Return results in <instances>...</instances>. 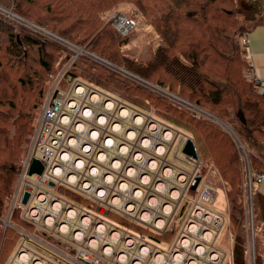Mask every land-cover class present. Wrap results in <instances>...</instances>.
<instances>
[{
    "label": "built area",
    "instance_id": "1",
    "mask_svg": "<svg viewBox=\"0 0 264 264\" xmlns=\"http://www.w3.org/2000/svg\"><path fill=\"white\" fill-rule=\"evenodd\" d=\"M109 20L121 35L133 30L134 20L126 14L115 13ZM241 40L248 57L249 39L243 36ZM248 64L246 77L264 98V79L251 61ZM63 75L64 70L54 77L32 148L22 162L23 187L13 198L22 218L47 228L51 216L53 235H63L84 264H222L225 253L216 246L215 238L225 217L212 209L217 192L206 184L200 169L191 166L195 158L188 157L189 166L185 164V168L168 161V142L176 138L178 131L79 78L62 87ZM138 117H142L141 122ZM152 122L156 124L153 129ZM162 132L166 134L165 143ZM187 138L180 140L182 147ZM34 159L44 165L41 174H29ZM198 176L202 180L193 190L196 193L191 198L190 211L181 219L170 242L156 240L134 228L140 225L158 235L174 229V217ZM249 176L252 194L251 173ZM262 177L261 173L255 174V183ZM61 188L65 189L64 195L59 192ZM25 192L30 194L26 204L22 202ZM67 193L85 202L72 201ZM86 207L101 215L112 213L134 222L133 228L123 229ZM100 226L106 229L100 230ZM114 233L117 237H113ZM165 244L168 250L162 247ZM26 248H20L19 258L32 255L33 262L44 264ZM69 260L76 263L74 258Z\"/></svg>",
    "mask_w": 264,
    "mask_h": 264
},
{
    "label": "trees",
    "instance_id": "2",
    "mask_svg": "<svg viewBox=\"0 0 264 264\" xmlns=\"http://www.w3.org/2000/svg\"><path fill=\"white\" fill-rule=\"evenodd\" d=\"M122 1L124 0H7L6 4L0 1V5L10 14L35 24L42 31H49L48 33L51 34V36L47 33L41 36L28 32L27 24L21 21L19 25L23 29L20 30L19 35L17 33L8 35L10 52L15 59L13 62H22L25 54L29 53L27 51L37 46L39 60L46 73L44 78L49 77L51 88L54 77L64 70L60 86L67 87L72 79L81 78L110 96L151 116L152 114L146 111L149 109L142 107V103L135 99L140 96L139 91L142 93L145 90L150 91L151 88L144 86L139 81L141 79H147L148 83H152L159 89L168 88L172 95L187 102L185 106L182 103L179 104L187 111L191 110L188 104L205 110L208 109L203 104L217 107L219 113L213 110V114L219 116L228 125L231 124L232 130L240 137L243 146L248 149V154L251 153L249 155L251 171L248 172L243 153L239 154L238 150L236 151L235 140L227 132L230 138L226 142L223 139L219 140L222 146L229 148L230 151V158L225 160L223 168L226 167L228 170L234 167L233 170L230 169L232 172L228 174L229 179H226L230 191L229 201L234 200V194L242 200L244 192H248L250 187V173L252 176L254 262L252 263L248 248L250 228L245 214L246 209L241 204L240 207L235 206L238 214H233V220H229L234 230L231 264H264V195L256 190L254 181V172L264 167V98L246 77L245 72L249 64L244 58L243 44H241L242 53H240L239 49L236 46L233 48L234 44L232 45L229 41L232 35L224 29L228 27L227 19L231 18V15L214 8L220 0H132L144 16L151 12L153 17L150 21L162 38V43L154 51L152 59L143 64L128 56H121L119 53L117 46L120 43L126 44L123 37L129 34H119L111 22L98 18L100 12ZM34 6L46 11L45 14H36ZM32 12L35 14L32 15ZM108 24L112 29L107 27ZM232 26L230 24V28ZM115 33L119 35L118 38ZM55 36L71 39V41L82 38L78 40L81 46H77L85 49V53L75 49L72 52L68 51L58 42V39L54 38ZM180 44L181 47H179ZM211 48L215 56L208 53ZM88 52L99 54L106 64L89 58L90 55H86ZM207 62H211V66L218 67V75L213 74L211 77L207 70H203ZM159 71L163 72L165 77L154 82L151 77ZM23 75L20 79L28 89H34L35 83L39 84L42 80L40 72L35 70L33 75L30 72ZM174 85L177 87L174 88ZM0 86H3L2 91L5 93L10 86L14 87V84L10 82V78H4V74L0 73ZM44 91L45 89L38 91L39 99ZM118 91L121 97L116 95ZM185 91L189 92L188 97L187 94L183 95ZM174 103L177 102L174 101ZM2 116L7 119V123L11 121L8 119L12 118V115L2 113ZM28 118L29 116L21 110L15 121L9 123V126L3 125L0 128V153L2 151L3 155L5 154V156L0 155V218L6 216L10 209L7 225L14 222L25 231L27 229L24 226L31 227L33 224L24 220L21 214L19 217L17 212L20 209H12L10 204L13 201L11 192L17 180L16 175L22 166L18 153L14 154V149L24 150L22 146L27 143L32 128ZM158 120L171 124L163 119L158 118ZM192 120L196 121L197 125H201V129L204 128L200 139L203 138L208 142L217 139L219 134L210 132V122H207L206 118H192ZM172 121L177 130L196 141L197 149H199L200 143L195 136V129L189 128L184 122L187 119L182 120L180 117ZM218 169L225 175L221 167ZM59 192L62 195L65 194L62 188ZM190 192L194 193L193 190ZM66 195L77 203L85 202L80 201L81 197L74 194ZM107 216L118 224L126 225V227L133 226L112 213ZM138 230H140L139 233L143 232L139 228ZM7 235L8 229L4 233L3 245L6 243Z\"/></svg>",
    "mask_w": 264,
    "mask_h": 264
},
{
    "label": "rangeland",
    "instance_id": "3",
    "mask_svg": "<svg viewBox=\"0 0 264 264\" xmlns=\"http://www.w3.org/2000/svg\"><path fill=\"white\" fill-rule=\"evenodd\" d=\"M1 2L5 3L7 0H0ZM242 0H220L217 5H215L214 8H218L219 10H222L226 12L228 15H231V18L228 17L227 21L229 24L228 27H225L224 29L227 30V33L232 35L231 39L229 41L233 45V48L235 46L239 49L240 53H242V33L247 29V27L250 25L248 18H247V10L243 6ZM38 1H36L37 3ZM28 5V3H27ZM34 11L36 14L43 15L46 11H42L39 7L34 6ZM38 11V12H37ZM35 12H32L34 15ZM31 13V12H30ZM115 13H123L127 16H130L131 19L134 20V27L133 30L129 33L127 37H123L126 44H119L118 50L121 56H128L132 58L133 60L137 62H141L143 64L148 63L154 54V51L156 48L162 43V38L158 31L155 29V26L151 23L150 18L153 17L151 12H148L147 15H143L141 12V9L136 7L132 0H124L120 2L118 5L111 7L110 9H107L103 12H100L98 15V18L103 19L105 22H110L109 18L115 14ZM24 22L27 24V28H29L28 32H33L38 35L48 34L51 36L49 31H42L41 28L36 27L35 24H31L23 19H20L18 16H14L13 14H10L9 11L6 8H3L0 5V73L4 74V78H10V82H13L14 87L10 86L5 93H3L2 88L3 86H0V128L3 125H8L13 120L15 121V118L17 117V114L22 110L24 114L29 116V120L31 121V131L28 135V141L26 144H24L22 147H24V150H17L14 149V154L18 153L19 162L22 164L23 160L27 157L30 149L33 145V136L35 133V130L37 128V125L39 124V118L42 111V106L44 102L47 99L48 94L51 91V82L48 81L49 77L45 76V70L42 68V63L39 60V54L37 52L38 48L35 46V48H30V51L28 50L26 53L22 62H13L15 59H13V54L10 52V40L8 38V35L10 33L15 34L17 33L19 35L21 26L19 25L20 22ZM230 24L233 26L230 28ZM47 25V24H46ZM108 28H111V26L108 24ZM112 29V28H111ZM245 29V30H244ZM40 32H36V31ZM114 32V31H113ZM116 34V33H115ZM118 34H116V37L118 38ZM121 37V36H120ZM55 39H58V42L62 44L65 48H67L68 51L72 52V50L81 51V46L78 42V40L82 38L75 39L74 41H71V39H66L62 37L55 36ZM79 45V46H77ZM79 48H77V47ZM181 47V44L179 45ZM241 47V49H240ZM12 51V50H11ZM85 49L83 50V53H85ZM233 51V49H232ZM231 51V52H232ZM89 53V54H88ZM86 55L89 58H92L96 60L97 62L105 63L101 56L99 54L94 52H88ZM208 53L211 56H215V52L212 51V48ZM50 54V53H49ZM233 55V52H232ZM243 55V54H242ZM208 60L210 58L208 57ZM106 64V63H105ZM218 67L211 66V62H207L206 66L203 67V70H207L208 74L212 77L214 75H218L217 72ZM37 72H40V76L42 77L41 82L35 83L34 89H28L25 88V83L20 79V76L25 74L27 75L29 72L31 75H33L34 70ZM23 75V76H25ZM165 75L163 72H157L156 75L151 77V79L154 82H158L160 78H164ZM20 79V80H18ZM87 81V79L83 78ZM144 86H149V90H145L142 93L139 91L138 94H140L139 97H136L135 99L142 103V107H145L149 110V113L152 114L149 115L153 119H163L167 121V126L173 127L175 130V126L173 125L174 119L180 118L183 120L187 119V121H184L186 125L189 128L195 129V136L198 140V143H200L199 149H197L199 157L195 158L194 165L191 166L193 168L198 167V170L200 169V172L205 177L206 184H210L214 187L215 197L214 202L212 203V209H214L216 212L222 214L225 217V223L221 228V231L217 234L215 238V244L217 247H219L223 252L225 253L224 260L222 264H230L231 262V249H232V240L233 239V228L229 224V220H233L232 215L238 214V210L235 206H242L246 209V217L248 222L249 229V242H248V248L249 253L252 257V263L254 262V226H253V213H252V194L248 190V192H244L243 198H238L237 195L234 194V200L229 201L228 195L230 194L229 185L227 184V180L229 179L228 174L231 173L234 167L229 168H223L225 160H228L230 158V151L229 148L222 146L220 139H223L225 142L228 138V135L231 136L236 143V151L238 150L239 154L243 153L244 156V164L248 172L251 171L250 164H249V158L250 154H248V149L243 146V142L240 139V137L232 130L231 124L225 123L219 116L213 114V110H215L217 113V107H214L212 105L203 104L208 110H205L203 108L197 107L195 105H190L189 111H187L185 108H182L179 104H187V102L183 101L181 98H178L177 96L172 95L169 90L165 89H159L152 85V83H148L147 79H141L139 80ZM89 82V81H88ZM6 87V86H5ZM29 87V86H28ZM177 86L174 85V88ZM41 89H45L43 92V95H41L40 99L37 97L39 96V92ZM154 89V90H153ZM36 90V91H33ZM134 94L135 92L132 91ZM188 97V91L184 92ZM119 95V91L116 94ZM121 97V96H120ZM175 102L177 103H174ZM128 105V104H127ZM187 108V107H186ZM3 115H12V118L8 119L11 120L9 123L6 122L7 119H4ZM5 113V114H4ZM154 115V116H153ZM180 116V117H179ZM206 118V121L210 122L209 124V130L211 133L217 132L219 136L217 139L208 142L204 140L203 138L200 139V136L202 134V131L204 128L201 129V125H197V122L192 120V118ZM160 121V120H159ZM5 123V124H4ZM179 134H177L176 138L173 140L170 138L168 142V148H167V155H168V161L173 163L176 167H183V165L180 163L182 159H179L178 157L181 156L184 159H187L188 156H186L182 148L181 141L182 139L186 138V136H189L187 134H183L179 130H177ZM228 133V135L226 134ZM192 138V137H191ZM194 140V139H193ZM21 141V140H19ZM180 141V142H179ZM210 141V139H209ZM195 144L196 141L194 140ZM181 145V146H180ZM197 145V144H196ZM178 146V147H177ZM4 147V145L2 146ZM21 147V146H19ZM197 147V146H196ZM198 148V147H197ZM227 148V150H226ZM179 149V150H178ZM23 150V151H22ZM22 151V152H21ZM0 155H3L2 151ZM10 155L11 152H10ZM185 162L186 165L189 166L186 160H182ZM227 165V164H226ZM224 170L225 175L221 172L220 168ZM185 168V167H183ZM177 169V168H176ZM20 169H18V173L16 175V183L13 187V191L11 192V196L15 195V192L20 187H23V184L21 183V175H20ZM64 189V188H63ZM65 190V189H64ZM196 192H190L187 194L186 198L183 199L181 209L179 208L178 212L176 213L174 217V229L170 230L168 233L164 235H158L157 233H154L147 229L146 227H140L136 225L139 229L143 230V232L149 237L152 236V238L156 240L165 239V240H172L177 232V229L180 227V221L187 212L190 211V201L192 196ZM236 199V201H235ZM242 204V205H241ZM10 207L19 208L17 205L13 204V201H11ZM90 212H92L95 215H100L102 218H105L106 220H110V217L106 215H101L95 210L90 209L89 207H86ZM17 214L20 216L21 212L20 210L17 212ZM37 214V213H36ZM10 217V209L7 212L6 216H3L2 219L0 218V264H19V256L18 252L21 250L22 247H27L26 249L32 253L39 256V258L43 259L44 264H72L70 263V258H74L76 263L75 264H84L81 262V260L76 256V251L73 252L72 249H75L73 246L65 242V237L63 235L55 234L53 235L52 229L54 228L55 224L48 225L47 228L41 227L40 225H33L31 227L24 226L27 230L21 231V226L10 222L7 225V219ZM22 220V219H21ZM20 224V223H19ZM116 225L120 226L123 229H126L125 225L115 223ZM128 224H134V222H128ZM9 226V227H8ZM138 228H136L137 231ZM8 229V235L6 243L3 245V238L4 233ZM25 231V232H24ZM24 233V234H23ZM261 234V233H260ZM261 237H263L261 235ZM58 238V239H56ZM170 242V241H169ZM264 242V240H263ZM164 249L168 250V245H162ZM76 250V249H75ZM31 261L32 255H28ZM52 259V261H51Z\"/></svg>",
    "mask_w": 264,
    "mask_h": 264
},
{
    "label": "crops",
    "instance_id": "4",
    "mask_svg": "<svg viewBox=\"0 0 264 264\" xmlns=\"http://www.w3.org/2000/svg\"><path fill=\"white\" fill-rule=\"evenodd\" d=\"M241 2L248 12L247 18L250 23L247 30L242 34V37L247 36L249 39V45L246 48L248 57L244 52V58L246 62L251 61L253 63L257 73L264 79V0H242ZM178 158L186 160L181 156ZM182 160L180 163L185 167V162ZM254 173L263 174L261 182H256L255 186L256 190L264 195V167Z\"/></svg>",
    "mask_w": 264,
    "mask_h": 264
},
{
    "label": "water",
    "instance_id": "5",
    "mask_svg": "<svg viewBox=\"0 0 264 264\" xmlns=\"http://www.w3.org/2000/svg\"><path fill=\"white\" fill-rule=\"evenodd\" d=\"M182 151L186 156H188L190 158H198L199 157L196 144H195L193 138H191V137H188L187 140L185 141V143L183 144ZM43 169H44L43 163L38 159H34L32 161L31 166H30L29 174L30 175H33L34 173L41 174L43 172ZM201 179H202V177L198 176L195 180V183L192 184L190 186V188L192 190H195L197 188L199 182L201 181ZM29 196H30L29 192H25L23 199H22V202L24 204H26L28 202Z\"/></svg>",
    "mask_w": 264,
    "mask_h": 264
},
{
    "label": "bare ground",
    "instance_id": "6",
    "mask_svg": "<svg viewBox=\"0 0 264 264\" xmlns=\"http://www.w3.org/2000/svg\"><path fill=\"white\" fill-rule=\"evenodd\" d=\"M79 79H81V78H79ZM82 80V79H81ZM123 112L124 113H126L127 112V110H123ZM139 122H141L142 121V117H138V119H137ZM155 122H152V124H151V128L153 129L154 127H155ZM171 135V133H168V136H170ZM161 136H162V138H163V140H164V143L166 142V140H165V137H166V134H164L163 132L161 133ZM146 142V141H145ZM163 149V146H161V147H159V150H162ZM167 173L168 172H170V170H167L166 171ZM184 179V176H181L180 177V180H183ZM160 186H162V185H160ZM175 192V191H174ZM154 201V200H153ZM59 207V205H57L56 206V208H58ZM36 213H38L37 211H34L33 212V214L34 215H38V214H36ZM72 213V212H71ZM45 215H48L49 213H44ZM51 216H49L48 217V223L49 224H51ZM159 223H162V221L160 220L159 221ZM106 228L104 227V226H100V230H105ZM117 233H114L113 234V237H117ZM24 251L25 252H27V250L26 249H24ZM19 264H41V263H38V262H33V261H31L30 260V258L28 257V255L27 254H23V255H21V257L19 258Z\"/></svg>",
    "mask_w": 264,
    "mask_h": 264
},
{
    "label": "flooded vegetation",
    "instance_id": "7",
    "mask_svg": "<svg viewBox=\"0 0 264 264\" xmlns=\"http://www.w3.org/2000/svg\"><path fill=\"white\" fill-rule=\"evenodd\" d=\"M173 168V166H171ZM202 180V179H201ZM196 190V189H195ZM39 259V258H38ZM41 263V262H40ZM42 264V263H41Z\"/></svg>",
    "mask_w": 264,
    "mask_h": 264
}]
</instances>
